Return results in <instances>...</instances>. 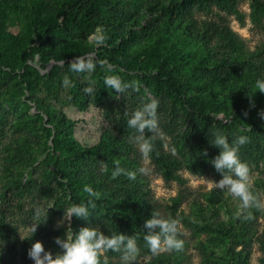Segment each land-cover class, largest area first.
<instances>
[{"label":"rangeland","instance_id":"obj_1","mask_svg":"<svg viewBox=\"0 0 264 264\" xmlns=\"http://www.w3.org/2000/svg\"><path fill=\"white\" fill-rule=\"evenodd\" d=\"M115 2L122 24L120 33L124 38L119 41L118 35L111 36L112 44L106 43L98 48L92 46L89 51L95 53L97 60H106L115 66V71L109 73L97 65L91 73L70 72L83 89L89 86L90 81L95 82V92L91 96L87 94L84 109H77L73 105L70 85L63 86L62 79L68 77L64 70L66 60H55L51 57L45 66L41 65L39 53L34 50L40 44L39 38L29 44L33 57H25L22 64L23 67L29 65L36 68L39 77L46 75L58 64L59 77L56 79L62 81L61 90L57 96L47 99L46 108L51 113L59 111L77 119L80 130L76 137L82 143L95 142L100 134L107 133L112 138L117 153L126 160L120 167L135 171L137 177L134 181L124 175L113 179L108 171L101 170L102 165H106L105 162L98 160H87L84 165L79 166L77 173L80 177L87 178L88 174H91L94 180L100 179L103 188L115 190L117 185H120L123 194L129 191L142 193L156 212L164 218L167 217L169 198L183 186L173 178L165 179L163 167L157 163L152 153L148 160L142 157L138 145L130 139L138 133L127 124L135 110L151 99H156L159 101V134L153 137L154 147L175 159L174 171L185 181L186 197L178 210L180 239L185 243L183 251L165 252L153 257L143 237H137L141 251L136 264H264V211L255 210L251 219V237L246 245L229 240L218 226L223 228L230 225L237 228L244 221L236 216L240 202L226 191L209 190L207 182H218L222 179V174L217 172L211 163L220 152V149L211 143L214 139L213 131L226 135L230 144L239 136H246L249 142L240 146L238 155L250 166L255 191L264 194V119L258 115L264 109V94L254 87L255 90L244 110L248 115L239 112L238 106H234L235 97L232 95L235 94L232 89H236L240 74L234 73L226 78L223 87L216 86L214 90L218 92V98L223 94L227 95L225 103L229 110L211 113L203 119L198 118L187 110L181 96L175 94L167 84H162L166 79L160 78L157 70H126L110 62L109 55H106L107 59L99 56V53L124 55L122 49L116 47L123 41L133 47L149 41L156 31V25L162 22L165 15L162 11L151 8L148 0ZM236 7L243 17L210 2L195 0L192 5L193 18L200 24L205 20L217 21L220 15L227 17L231 28L238 35L243 49L242 57L247 56L249 62L259 67L257 80H264V27L250 19L249 0H240ZM55 8L54 4L45 5L41 11L48 29L57 31L54 43L77 37L76 30L63 23V16L55 12ZM49 14L53 16L49 18ZM210 46L220 59L226 56L231 60L234 54L226 49L221 40L213 39ZM75 56L83 55H73L68 60L71 61ZM191 59L181 57L178 61L185 62L181 65L184 67L193 61ZM184 69L186 68L181 70ZM213 71V68L199 70L197 81L202 83L214 74ZM22 72L21 68L10 73L0 71V264H34L28 257V250L36 241H41L45 250L55 255L61 250L55 244V238H64L70 232L76 233L83 227L74 223L73 218L70 228L67 223L57 227L64 211L74 203L70 201V196L66 194L57 177L46 176L45 164L38 166L53 148L50 137L52 125L48 122L45 111L38 109L35 100L45 98L47 90L40 88L37 91H29L25 88L26 82ZM113 74L119 75L125 83L137 82L139 89L129 87L121 94L104 85V91H101L105 77ZM201 93L205 94L206 91ZM126 112L128 115H125ZM146 136L152 137L153 134L146 132ZM172 148H175V154L172 153ZM205 152L207 155H204ZM47 166L50 167V163H47ZM141 168L144 169L143 172L140 171ZM211 191L214 192V205H210L203 195ZM197 206L204 210L205 218L199 216ZM37 208H49L47 219L43 214L35 218ZM89 210L91 217L88 220L81 218L84 227L99 226L108 234L111 229V212L102 203ZM32 223L39 224L34 235L29 230ZM119 233L134 236L124 229H120L117 234ZM106 255L112 263L120 262V253L114 256Z\"/></svg>","mask_w":264,"mask_h":264},{"label":"trees","instance_id":"obj_2","mask_svg":"<svg viewBox=\"0 0 264 264\" xmlns=\"http://www.w3.org/2000/svg\"><path fill=\"white\" fill-rule=\"evenodd\" d=\"M201 1L210 2L243 17L236 7L240 0ZM194 2L195 0H148L151 8L165 14L162 22L156 25L153 37L142 45L138 44L137 47L130 46L127 41L118 43L116 47L122 49L124 55L99 53V56L107 59L106 55H109L110 62L126 70L136 69L143 72L157 70L158 76L166 79L162 84H167L175 94L181 96L187 110L201 119L214 112L229 110L225 103L227 95L223 94L221 98H218V92L214 90L216 86L223 87L227 77L239 73L240 81L237 82L236 89H232L235 94L232 96L235 97L234 106H238V111L244 114L250 96L255 90L259 67L249 62L247 56L243 58V49L238 35L231 28L227 17L220 15L217 21L205 20L198 24V21L193 18ZM52 4L56 7L54 11L63 16V23L76 30L77 37L54 43L57 31L48 29V24L41 14L45 5ZM249 5V16L252 22L264 27V0H249ZM48 16L51 18L53 15ZM120 20L119 8L115 0H0V71L10 73L21 68L24 74L23 80L26 82L25 88L31 92L40 88L47 90L45 98L35 99L38 109L45 111L49 118L48 122L52 125L50 137L53 148L45 160L38 164L41 167L45 164L46 176L57 177L74 204H79L80 201L87 203L89 199H95L89 197L84 191L86 185L91 186L94 191L101 193L100 198L95 199L96 206L102 203L112 214L108 235L117 234L120 229H124L129 234L142 238L147 231L143 227L145 221L151 218L153 212H156L145 195L133 191L123 194V188L120 185H117L115 190L103 188L100 179L94 180L91 174H88L87 178L80 177L77 173L79 166L84 165L87 160L105 162L110 175L117 163L119 166L124 165L126 160L117 153L112 138L107 133H102L95 142L82 143L76 137L80 130L77 119L59 111L51 113L46 108L47 99L50 96H57L61 90L62 81L56 79L59 77L58 64H55L42 77H39L36 68L29 65L22 66L25 57L29 55L33 57L31 54L33 50L31 51L29 44L39 38L40 44L34 50L39 53L41 65L45 66L51 57L55 60H66L64 70L71 81L72 103L77 109H84L87 94L77 79L70 75L68 59L73 55H84L92 50L88 36L98 26H102L106 31L108 36L106 43L112 44L110 40L114 35H118L117 38L122 41L124 37L120 33L122 25ZM213 39L221 40L226 49L234 53L231 60L226 56L220 59L214 54V49L210 46ZM181 57L192 58L193 61L189 63L190 65L188 64L189 66L182 67L181 65L185 62L178 61ZM182 68L186 69L181 70ZM209 68L214 69V74L202 83L197 81V72L202 69L209 70ZM224 69L225 72H223ZM104 87L102 84L101 91H104ZM203 90L206 91L205 94L201 93ZM152 154L157 163L163 167L165 179L173 178L183 186L169 198L168 215L165 217L178 219L179 206L186 197L185 181L174 171V158L156 147ZM47 163H50V167ZM203 195L210 205H214L213 191ZM196 210L199 216L205 218V212L201 207L197 206ZM251 211L254 216L255 209ZM73 221L84 227L81 218L73 217ZM218 228L222 229L223 235L229 240L244 245L251 237V220H244L237 228L230 225L223 228L218 226ZM107 254L114 256L118 253L109 251ZM109 264L121 263H112L109 260Z\"/></svg>","mask_w":264,"mask_h":264},{"label":"clouds","instance_id":"obj_3","mask_svg":"<svg viewBox=\"0 0 264 264\" xmlns=\"http://www.w3.org/2000/svg\"><path fill=\"white\" fill-rule=\"evenodd\" d=\"M107 39L108 36L102 26H98L88 36L89 44L96 48L104 46ZM68 63L70 70L76 73H91L95 71L97 65L106 72L112 73L115 71V66L109 64L106 60H97L94 52H88L83 56H75ZM70 84L69 78L65 77L63 86L68 87ZM94 84V81H90L89 86L85 87L83 91L89 96L93 95L95 92ZM104 85L106 88L121 94L129 87L134 90L139 89L137 82L125 83L119 75L115 74L107 75L104 79ZM255 87L260 93L264 94V80H257ZM252 106L254 107V104ZM158 107L159 101L151 99L150 102L135 110L127 121L128 127L135 129L138 133L130 139L138 145L139 151L145 160L150 158V154L154 150L153 137L159 134ZM125 115H128V113L126 112ZM244 115L247 116L248 113L245 112ZM258 115L264 119V110L259 112ZM146 132L153 134V136H146ZM212 135L214 139L211 143L219 148L220 152L211 163L216 171L222 174V179L218 182L207 180L208 188L209 190L226 191L236 198L240 202L236 216L244 220H251L253 219L252 209L264 211V194L255 191L250 166L243 162L238 155L240 146L247 144L249 139L246 136H239L230 144L227 136L222 132L213 131ZM171 151L175 154V148H172ZM204 155H207V153L205 152ZM101 170L107 171V166L102 165ZM140 171L143 172L144 169L141 168ZM111 175L113 179L124 175L132 181L137 177L135 171L122 168L118 163ZM84 191L88 193L89 197L95 199H99L101 196V193L94 191L91 186L86 185ZM95 199H89L87 203L69 206L64 211L62 220L57 223V227L67 223L68 228H70L73 217L88 220L91 217L89 209H95L96 207ZM48 209L37 208L35 218H39L43 214L47 219ZM38 227V223H32L29 230L34 235ZM143 227L147 230L143 240L151 256H159L165 252L183 251L185 242L179 238L181 231L178 219L164 218L159 212H153L151 218L145 221ZM55 244L61 251L53 255L51 251L45 250L41 241H36L28 250V257L34 261V264H109V257L106 254L111 251L121 254V264H136L141 251L137 237L122 233L108 235L99 226L81 227L78 232H70L64 238L56 237Z\"/></svg>","mask_w":264,"mask_h":264}]
</instances>
